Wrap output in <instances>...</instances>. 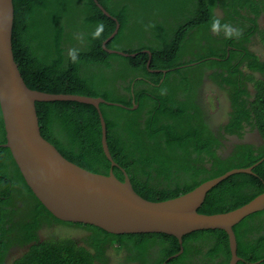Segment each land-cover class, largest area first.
Returning a JSON list of instances; mask_svg holds the SVG:
<instances>
[{
	"label": "trees",
	"instance_id": "trees-1",
	"mask_svg": "<svg viewBox=\"0 0 264 264\" xmlns=\"http://www.w3.org/2000/svg\"><path fill=\"white\" fill-rule=\"evenodd\" d=\"M96 1L110 17L100 11L94 0H13V54L26 86L32 90L100 97L124 106L100 104L107 145L117 166H111L103 153L99 116L91 105L36 102L41 136L64 158L85 170L103 175L112 170L119 180H123L124 170L134 190L146 200L164 201L181 196L231 169L247 168L260 160L252 173L234 174L213 187L198 212L226 213L264 192V62L255 57L257 53L264 55V16L259 19L264 12V0ZM216 8L221 10L222 19L217 18ZM114 19L119 28L106 48L128 55L137 53L135 56L109 54L102 48L103 41L115 30ZM227 25L230 27L226 28ZM149 30L156 39L145 45L142 40ZM81 34L84 36L79 40ZM144 49L153 53L151 69L171 71L164 77L147 73ZM169 54L174 57H165ZM226 55L227 62L216 60ZM185 57H194L196 67L191 69L196 72L191 76L183 67L189 62ZM232 62H246L260 73V78L253 74L237 76L235 80L241 82L238 86L234 76L241 72ZM203 69L214 70L212 79L229 88L231 111L226 112L229 120L224 128L213 130L208 126L195 103V91L201 85L198 73ZM244 81L254 86V96H249ZM170 87L171 94H165ZM131 91L137 109L130 104ZM176 91L183 94L177 95ZM186 104L192 110H186ZM191 112L194 114L190 115ZM170 117L174 119L171 127ZM242 122L258 129L262 143L242 141L217 154L226 138L221 129L226 135L238 134L245 140ZM0 136L4 143L1 113ZM3 160L13 165L12 171L5 168ZM9 181L19 184L14 188L23 207L14 204L11 211L17 217L14 228L23 230L24 240L36 239L35 230L44 225L50 229L57 223L61 225L58 230L65 234L71 227L91 232L86 238L95 253L65 236L57 242L30 247L27 255L15 264L105 263V251L114 246L126 250L123 255L127 263L149 264L147 256L154 251L157 264H186L188 252L198 254L203 246L214 248L210 254L222 252L225 261L229 259L228 238L222 230H200L183 236V252L169 259L180 250L173 236L113 235L94 226L62 222L28 188L9 150L0 148V184ZM12 213L8 212L6 217ZM242 231L261 234L254 236L257 239L253 244L247 242L246 248L241 241ZM233 232L237 254L249 263L264 264V209L242 219Z\"/></svg>",
	"mask_w": 264,
	"mask_h": 264
},
{
	"label": "water",
	"instance_id": "water-1",
	"mask_svg": "<svg viewBox=\"0 0 264 264\" xmlns=\"http://www.w3.org/2000/svg\"><path fill=\"white\" fill-rule=\"evenodd\" d=\"M94 2L105 16L110 17L96 0ZM114 21L115 30L102 43V48L109 54L135 56L137 53L128 55L106 48V43L119 28L116 19ZM13 22V0H0V113L5 135V142L0 148L9 150L26 185L41 205L62 222L94 226L113 235L173 236L180 250L169 259L183 252V236L200 230H222L228 238L229 264H236L239 258L233 227L248 215L264 209V192L226 213L207 215L198 212V209L213 187L234 174L252 173V169L262 160L247 168L231 169L181 196L164 201H150L141 197L124 170L123 180H119L112 170L108 175L98 174L68 161L41 136L35 103L70 101L95 107L101 125L102 150L111 166L117 164L107 145L100 104L123 106L106 102L100 97L51 94L28 88L14 59Z\"/></svg>",
	"mask_w": 264,
	"mask_h": 264
},
{
	"label": "flooded vegetation",
	"instance_id": "flooded-vegetation-1",
	"mask_svg": "<svg viewBox=\"0 0 264 264\" xmlns=\"http://www.w3.org/2000/svg\"><path fill=\"white\" fill-rule=\"evenodd\" d=\"M215 14L217 15L218 19H222V14L221 10L216 8ZM264 16V12L261 13L260 18ZM263 22V21H262ZM230 26H226V28H229ZM83 36L78 37L79 40L83 39ZM146 39H143V43L145 45H149L147 43L150 41H154L155 34L153 33L152 30H149L146 34ZM148 38V39H147ZM104 42V41H103ZM102 46V44H101ZM145 53L148 57L147 59V73H150L151 75L153 74L156 76L157 74H161V77H164L166 73L171 71V69L167 70L165 68H156V69H151L150 65L151 64V57L153 56V53L149 49H144L142 51ZM174 53V50H173ZM131 56V55H130ZM156 57H161V55H157ZM164 57V56H163ZM165 57H174L171 54L169 56ZM223 57H217L216 60H225V62L228 61V55ZM254 57V56H253ZM255 57L261 62H264V55L262 54H256ZM194 57H185L186 62L183 66L187 67V76L193 75L195 72L191 69L193 67H196L195 63H193ZM233 66H236L238 70H240L241 73H236L234 76V81L238 84V86L241 85V82L236 81L235 78L237 76H245L249 74H253L252 76H256L260 78V73L257 71L251 69L249 66H247L246 62H243L241 65H237V63L232 62ZM174 71V70H173ZM214 70H209V69H203L198 73L201 81V85L199 88L195 91L196 93V99L195 103L200 107V109L203 112V119L204 121L208 124V126L212 127L213 130H217L220 128H224L225 124L228 123L229 116L226 114V112L231 111L230 110V102H229V97L227 95L229 88L223 87L219 82V80L215 81L212 79L211 73H213ZM153 76V77H154ZM143 74L139 76L138 78H142ZM152 78V77H151ZM162 79H160L161 81ZM219 81V82H218ZM150 82V81H149ZM151 83V82H150ZM243 85L248 89L249 96H254L255 91L252 87H254L250 82L244 81ZM165 94H171V87L165 91ZM177 95H182L183 93L180 91H176ZM245 98V96H243ZM129 100L131 105H135V100H134V94L131 91L129 95ZM171 101V100H170ZM124 107V106H123ZM186 110H192V107L189 104H186ZM187 113V112H186ZM194 113L191 112L190 115H193ZM141 121L143 122V119L141 118ZM170 122V127L171 123L174 121V119H168ZM165 120L163 119L160 124L164 125ZM242 124H244L242 122ZM245 128L243 130L244 138L245 140H241L240 135L238 134H228L226 135L224 132V129H221V133L224 134V137H226L224 140H222V143L224 146H221L220 149H217V154H221L223 151H229L232 146V144H238L242 141H246L247 143H255V141L259 140L262 143L261 135L256 128H251L248 127L246 124ZM211 129V130H212ZM212 130V131H213ZM241 132V130H240ZM5 136V135H4ZM259 137V138H258ZM2 136H0V145L2 144ZM5 142V138H4ZM10 153V152H9ZM11 155V154H10ZM2 164L5 166V168L8 171L13 170V165L9 163L8 161L3 160ZM12 173L11 175H13ZM19 184H16L13 181H9L7 184H0V264H15L17 260L20 258H24L25 255L30 251V247L37 246L39 243L46 244L48 242H57L59 240H63L65 236H69L71 240H73L75 243L77 242L79 246H83L86 251L92 253L93 255L95 254L93 249L91 248L90 242L88 240L87 235H90L91 232H88L85 229H80L78 227H71L69 230H65L66 234L64 232L59 231V227L61 226L60 224L55 223L53 227L56 228V230H53L52 228L48 229L45 225L34 231V236L36 239L33 240H24V232L23 230L17 231L14 227L17 226L15 224V221L17 220L16 216L12 213V209L14 204L23 207L21 204V200L19 197L20 195H17V191L14 187H17ZM11 212L13 215L6 217L7 213ZM48 229V230H47ZM50 230V232H49ZM52 231V232H51ZM56 232V233H53ZM258 234H261V232H256V231H249L245 232L242 231L241 233V241L245 245L246 248H249L247 245V242L250 244H253L257 237ZM107 248V250L104 253V261L107 262L105 263H98L95 261L96 264H138L136 262L133 263H127L124 260V253L126 250L124 248H120L118 246H114ZM256 246L252 248V254L251 256L254 257V250ZM214 248H211V246H203L200 247L199 250L201 251L198 254H191V252H188L187 254V260L186 264H229L230 263V258L231 254L229 255L228 261H225L226 257L223 255L222 252L218 253H213L210 254L211 251ZM42 254H44V251H41ZM149 256H147V262L149 264H157L158 263V257L156 252L151 251L149 252ZM236 255L239 258L238 262L236 264H257L262 261H257L255 263H249L247 262L243 257L239 256L237 254V249H236ZM145 264V263H144Z\"/></svg>",
	"mask_w": 264,
	"mask_h": 264
},
{
	"label": "clouds",
	"instance_id": "clouds-1",
	"mask_svg": "<svg viewBox=\"0 0 264 264\" xmlns=\"http://www.w3.org/2000/svg\"><path fill=\"white\" fill-rule=\"evenodd\" d=\"M184 67V66H183ZM179 68V67H178ZM135 105H133V108L134 109L136 107V109L138 108V104L134 103ZM181 254V253H180ZM178 257V256H177Z\"/></svg>",
	"mask_w": 264,
	"mask_h": 264
},
{
	"label": "bare ground",
	"instance_id": "bare-ground-1",
	"mask_svg": "<svg viewBox=\"0 0 264 264\" xmlns=\"http://www.w3.org/2000/svg\"><path fill=\"white\" fill-rule=\"evenodd\" d=\"M259 138V137H258ZM260 140V139H259Z\"/></svg>",
	"mask_w": 264,
	"mask_h": 264
},
{
	"label": "rangeland",
	"instance_id": "rangeland-1",
	"mask_svg": "<svg viewBox=\"0 0 264 264\" xmlns=\"http://www.w3.org/2000/svg\"><path fill=\"white\" fill-rule=\"evenodd\" d=\"M262 22V21H261Z\"/></svg>",
	"mask_w": 264,
	"mask_h": 264
}]
</instances>
